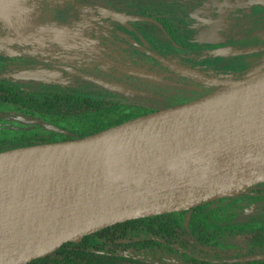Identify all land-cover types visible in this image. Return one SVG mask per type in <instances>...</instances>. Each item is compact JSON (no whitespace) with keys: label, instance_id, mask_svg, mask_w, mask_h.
I'll list each match as a JSON object with an SVG mask.
<instances>
[{"label":"rangeland","instance_id":"rangeland-1","mask_svg":"<svg viewBox=\"0 0 264 264\" xmlns=\"http://www.w3.org/2000/svg\"><path fill=\"white\" fill-rule=\"evenodd\" d=\"M20 3L24 6L20 17L0 19V61L6 64V59H23L20 64L16 63L17 58L13 59L0 68V79L9 82L90 95L100 93L126 101L130 109L142 112L150 101L160 98L154 92L124 85L135 78L163 89L184 85L178 78L186 74L184 77L200 81L203 91H207L264 70V23L256 19L259 9L264 10V0H20ZM248 4L255 9L244 8ZM244 13L250 19L243 17ZM245 23H248L244 30L249 33L247 37L229 40L221 37ZM149 52L165 59L168 70L152 64L146 57L152 56ZM3 108L15 115L14 121L24 125L38 122L50 125L44 120L47 118L32 116L12 106ZM89 118L56 119L86 126L91 122ZM224 196L238 197L235 191ZM222 206L216 211L219 218L235 209L224 203ZM181 211L167 212L162 219L178 228L188 215Z\"/></svg>","mask_w":264,"mask_h":264},{"label":"bare ground","instance_id":"bare-ground-1","mask_svg":"<svg viewBox=\"0 0 264 264\" xmlns=\"http://www.w3.org/2000/svg\"><path fill=\"white\" fill-rule=\"evenodd\" d=\"M22 4L20 0H0V19L20 17ZM190 109L164 108L103 129L91 137L95 152L41 146L0 153V229L16 230L28 217L42 222L59 204L77 205L82 193L96 199L98 193L111 190L113 183L128 185L132 176L152 175L160 162L188 170L191 176L166 173L173 204L160 202L150 212L189 207L198 194L211 189L227 191L216 176L232 182L235 188L258 176L264 178V103L253 102L218 115L215 127L207 134L162 147L154 145L167 127L182 133L184 127L201 128L207 123L209 111L192 109L190 116ZM234 116L238 117L235 122L222 126L224 117ZM130 137L135 142L117 151ZM178 155L181 161H177Z\"/></svg>","mask_w":264,"mask_h":264},{"label":"trees","instance_id":"trees-1","mask_svg":"<svg viewBox=\"0 0 264 264\" xmlns=\"http://www.w3.org/2000/svg\"><path fill=\"white\" fill-rule=\"evenodd\" d=\"M238 33L237 29L230 35L241 38ZM146 57L152 64L168 70L167 65L154 57L148 54ZM16 58L6 59V64L0 61V68ZM17 59L16 63L23 62L22 58ZM117 80L123 82L120 78ZM134 80L159 89L146 80ZM124 85L134 88L129 81ZM165 91V97L150 101L148 108L138 112L130 109L126 101L100 93L90 95L61 88L24 86L0 79V152L94 134L156 108L185 103L211 90ZM6 106L47 118L44 120L50 125L42 122L24 125L14 121L15 115L5 112ZM75 116L90 117L91 122L79 126L57 120ZM236 194V199L223 195L183 209L181 212L188 213L187 220L178 228L163 221L166 213L127 219L86 234L78 241H66L54 251L24 264H264V259L231 261L264 253V181L246 186ZM223 203L235 209L219 218L216 211L224 208ZM212 204L218 206L212 207Z\"/></svg>","mask_w":264,"mask_h":264},{"label":"water","instance_id":"water-1","mask_svg":"<svg viewBox=\"0 0 264 264\" xmlns=\"http://www.w3.org/2000/svg\"><path fill=\"white\" fill-rule=\"evenodd\" d=\"M149 53L163 64H167L165 59L158 54ZM253 102L264 103V70L217 86L214 90L185 103L164 107L179 110L190 107V116L192 115V109H204L209 111L210 115L207 123L201 128L184 127L182 133H179L167 127L163 130L162 135L156 138L154 145L162 147L164 144L167 145L168 142L207 134L215 127L218 115L226 114L231 108L248 107ZM237 119V116L224 117L222 126L235 122ZM94 134L75 139L12 148L0 153L41 146H53L56 149L64 150L77 149L79 151L91 149L92 152H95L96 144L94 139L91 138ZM134 142V137L128 138L125 145H121L117 151L124 149L126 146L130 147ZM141 145H138V148L139 151L143 152ZM179 160H182L181 155L177 156V161ZM250 166L253 168V165L250 164ZM166 173H170L174 177L182 176L188 179L191 176L188 170H180L165 165V162H160L152 175L145 173L141 176H132L131 183L128 185L113 183L111 190L98 193L96 199L88 198L82 193L77 205L59 204L54 213L46 214L43 217L42 222L34 217H28L25 224L16 226V230L10 228L0 229V264H24L31 259L54 251L66 241H78L82 236L103 227L127 219L167 213L150 212L152 206L158 208L160 202L173 204V195L165 183ZM216 177L219 183L226 184L227 191L220 192L211 189L210 192H202L198 194L195 202L189 207L173 209L169 212L188 209L208 199L229 192H236L246 186L264 181L262 176H258L254 180L246 181L242 187L235 188L232 182H224L220 176ZM262 258H264V254L240 257L236 260L252 261Z\"/></svg>","mask_w":264,"mask_h":264},{"label":"flooded vegetation","instance_id":"flooded-vegetation-1","mask_svg":"<svg viewBox=\"0 0 264 264\" xmlns=\"http://www.w3.org/2000/svg\"><path fill=\"white\" fill-rule=\"evenodd\" d=\"M244 8H250L251 10H253V9H255V6H253V4H248V5H246V7H244ZM258 9V8H257ZM241 10V9H240ZM259 10H261V12L260 13H258V18H256V19H259V20H261L262 21V25H263V23H264V10L262 9V8H260ZM238 12H240V11H238ZM246 17V19H250V18H248V16H246V14L244 13L243 14V17ZM258 23H259V21H258ZM256 25V24H255ZM246 26H248V23H245V24H243L238 30H240V33H238V34H240V35H243V37L242 38H237V39H243V38H245V37H247V35L249 34V33H244L245 31L243 30V27H246ZM262 29H264V27H262ZM236 30H237V28H236ZM236 30H229V31H227V32H225L224 34H222V36L221 37H223V39L224 38H232V37H234V35L232 36V35H230V32H232V33H234V32H236ZM240 37V36H239ZM228 39V40H229ZM185 75H180V78H178L179 80H180V83H183L184 85H182V86H171V87H165V88H163V89H161V88H159V89H152L151 87H149V86H146L145 84H143V83H141V82H139V81H136V80H134V81H132L130 84L134 87V88H136V87H139L138 89H140V88H143V89H145V90H147V91H151V92H154V93H156V95H158L159 97L158 98H163V97H165L164 95H165V90L166 89H168V90H173L174 92H176V90L178 89V88H189V89H191L190 87H195L194 89H196V90H199V91H203V90H205V88H204V86H203V84H201L200 83V81H196V80H194L193 78H187V76L186 77H184ZM177 78V77H176ZM149 82V81H148ZM15 83V82H14ZM148 84H151V83H148ZM32 87H36V86H32ZM159 87H161V86H159ZM47 88V87H46ZM49 88H57V87H49ZM137 89V88H136ZM211 89V88H210ZM157 109H159V108H156L154 111H151V112H155V111H157ZM151 112H148V113H151ZM148 113H145V114H148ZM145 114H142V115H145ZM142 115H139V116H142ZM136 117H138V116H136ZM135 118V117H134ZM264 253H262V254H257V255H263ZM245 256H251V255H245ZM245 256H240V257H245ZM240 257H236V258H233V259H231V261H237L236 259L237 258H240ZM262 259H264V258H262ZM259 260V259H258ZM252 261H254V260H252ZM239 262H244V261H239Z\"/></svg>","mask_w":264,"mask_h":264}]
</instances>
